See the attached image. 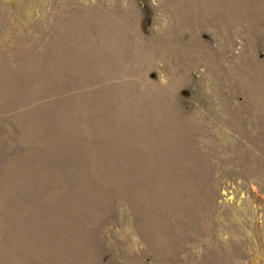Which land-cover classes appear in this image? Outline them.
<instances>
[{
	"label": "rangeland",
	"instance_id": "1",
	"mask_svg": "<svg viewBox=\"0 0 264 264\" xmlns=\"http://www.w3.org/2000/svg\"><path fill=\"white\" fill-rule=\"evenodd\" d=\"M0 264H264V0H0Z\"/></svg>",
	"mask_w": 264,
	"mask_h": 264
}]
</instances>
